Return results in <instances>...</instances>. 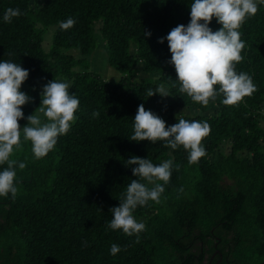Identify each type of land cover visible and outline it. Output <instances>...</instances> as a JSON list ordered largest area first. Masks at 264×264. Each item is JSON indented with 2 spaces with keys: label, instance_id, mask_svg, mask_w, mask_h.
<instances>
[{
  "label": "trees",
  "instance_id": "16d2710c",
  "mask_svg": "<svg viewBox=\"0 0 264 264\" xmlns=\"http://www.w3.org/2000/svg\"><path fill=\"white\" fill-rule=\"evenodd\" d=\"M191 2L0 0V60L29 70L21 85L33 97L21 106L25 117L36 111L41 86L51 79L69 80V91L80 101L72 126L44 157L35 158L23 136L20 147L14 146L10 159L26 166L16 168L15 196H0V264H204V246L212 238L217 240L213 264L264 262V5L241 24L245 47L235 63L256 90L235 104H224L218 93L203 105L180 90L167 41L158 42L189 22ZM8 7L19 8L21 15L4 22ZM68 17L76 22L63 30L59 23ZM52 24L46 51L43 34ZM209 26L221 27L215 17ZM97 30L109 66L121 75L117 81L90 70L84 57L97 49ZM139 62L156 77L138 79ZM159 85L170 95L148 96ZM140 104L166 127L180 118L207 121L210 132L201 140L206 155L189 163L182 145L172 149L163 140H130ZM211 105L216 112L209 115ZM182 108L199 113H179ZM224 142L226 152L220 151ZM131 155L154 164L172 160L173 166L159 202L149 200L134 210L136 219L144 217L145 228L129 236L110 228L109 221L127 185L139 179L131 171L136 165L125 166ZM112 244L120 246L114 255Z\"/></svg>",
  "mask_w": 264,
  "mask_h": 264
},
{
  "label": "clouds",
  "instance_id": "9594fccd",
  "mask_svg": "<svg viewBox=\"0 0 264 264\" xmlns=\"http://www.w3.org/2000/svg\"><path fill=\"white\" fill-rule=\"evenodd\" d=\"M258 5H264V0H192L188 5L189 22L178 24L166 36L158 38L159 43L167 41L171 53L168 63L175 69L180 90L193 101L207 105L209 98L222 93L224 104H235L256 90L252 77L246 72H237L235 63L243 59L241 51L245 47L239 28L246 18L257 13ZM19 15V8L8 7L2 20L11 22ZM213 17L221 25L215 31L209 26ZM75 22L74 18L68 17L60 21L59 27L67 30ZM144 35L150 36L151 33L145 32ZM28 76L29 70L19 63L0 60V165L7 163V167L0 168V196L11 193L14 197L17 192L14 183L16 168L23 169L26 164L10 159V155L14 146L20 147L21 136L31 142L35 158L44 157L54 148L58 137L68 132L80 104L79 98L69 91L68 81L51 79L41 86L40 104L36 111L25 117L21 106L33 100L21 90ZM154 93L161 97L170 95L164 85L149 89L147 94L152 96ZM98 115V112H93V116ZM19 119H26L27 123L20 127ZM176 121L166 127L160 116L140 104L132 120L134 132L130 140H163L172 149L182 145L188 151V162H198L206 155L201 140L210 132L209 123L184 118ZM126 162L125 166L136 165L131 171L139 179L130 181L119 205L110 209L112 218L109 227L121 229L131 236L145 228L144 222L134 217V210L146 205L149 200L159 202L164 184L171 177L173 161L154 164L147 157L131 155ZM119 251V245H111V254Z\"/></svg>",
  "mask_w": 264,
  "mask_h": 264
},
{
  "label": "rangeland",
  "instance_id": "374dc122",
  "mask_svg": "<svg viewBox=\"0 0 264 264\" xmlns=\"http://www.w3.org/2000/svg\"><path fill=\"white\" fill-rule=\"evenodd\" d=\"M55 24L49 25V27H47L44 31L43 34V42H42V46L44 48V50H48L50 43H51V39H52V34H53V30L55 28ZM100 23L96 22L95 23V28H99ZM96 41H97V49L89 54L84 56L85 58L88 59L89 61V68L92 71L97 72L103 79L108 80V81H117L121 75L118 71H116L115 69H113L111 66H109L108 61H107V55H106V51H105V43L104 40L101 38V36L99 35L98 30L96 31ZM131 51L134 52L135 51V46L133 45L131 47ZM71 52L73 53L74 56L79 57V53L76 50H71ZM138 68H139V74H138V79H141L143 77H156V74L154 75H149L147 73H145L143 71V63L139 62L138 63ZM76 70H83L81 67H76ZM60 80H65L60 78ZM68 81L69 80H65ZM166 87V85H164ZM167 88V87H166ZM179 113L182 114H194V113H199V110H196L194 108H182L177 110ZM216 112V107L215 105H211L208 110L206 111L207 114L212 115ZM27 123V120L19 125L20 127H23L25 124ZM228 149V144L226 142L222 143L221 147H220V151L222 152H226ZM215 157V154L212 155V158ZM138 221H143L144 217H138L137 218ZM222 236H226L227 238L230 237L229 233L226 232H221L220 233ZM216 239L212 238L209 240V242L204 246V251H205V260H204V264H209V260L210 257H212L211 259V263L213 264V262L215 261V248L214 245L216 243Z\"/></svg>",
  "mask_w": 264,
  "mask_h": 264
},
{
  "label": "water",
  "instance_id": "95a60500",
  "mask_svg": "<svg viewBox=\"0 0 264 264\" xmlns=\"http://www.w3.org/2000/svg\"><path fill=\"white\" fill-rule=\"evenodd\" d=\"M215 264H218V263H215ZM260 264H264V262H261Z\"/></svg>",
  "mask_w": 264,
  "mask_h": 264
}]
</instances>
